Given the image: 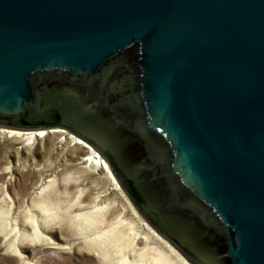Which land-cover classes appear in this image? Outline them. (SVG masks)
<instances>
[{
	"label": "water",
	"instance_id": "water-1",
	"mask_svg": "<svg viewBox=\"0 0 264 264\" xmlns=\"http://www.w3.org/2000/svg\"><path fill=\"white\" fill-rule=\"evenodd\" d=\"M0 126L87 141L193 264H264V0H0Z\"/></svg>",
	"mask_w": 264,
	"mask_h": 264
},
{
	"label": "bare ground",
	"instance_id": "bare-ground-1",
	"mask_svg": "<svg viewBox=\"0 0 264 264\" xmlns=\"http://www.w3.org/2000/svg\"><path fill=\"white\" fill-rule=\"evenodd\" d=\"M0 139L15 160L8 168L23 172L13 195L6 188L12 180L0 174V237L19 261L30 264L23 252L35 245L91 255L99 264H193L143 217L103 155L81 137L60 127L0 126ZM36 177L23 203L27 182ZM102 179L111 188L89 202Z\"/></svg>",
	"mask_w": 264,
	"mask_h": 264
},
{
	"label": "rangeland",
	"instance_id": "rangeland-1",
	"mask_svg": "<svg viewBox=\"0 0 264 264\" xmlns=\"http://www.w3.org/2000/svg\"><path fill=\"white\" fill-rule=\"evenodd\" d=\"M2 145V146H1ZM10 164L13 166L15 160L9 158L6 153V148L3 147V142L0 139V174L4 177V181L13 182V186L8 185L6 188L12 195L14 192H18L19 187H22V173L16 172L13 168H8ZM8 168V170H7ZM88 179L83 181V185H87ZM38 183V177L26 184L27 196L23 199V203H28L30 200L29 195L34 190L32 187H36ZM16 185V186H15ZM18 188V189H17ZM111 188L110 183L105 180H98L97 183L92 185L91 195L89 202L95 200L97 194L104 192ZM125 191V190H124ZM30 193V194H29ZM127 194V193H126ZM128 195V194H127ZM129 196V195H128ZM131 199V198H130ZM133 202V201H132ZM137 208V207H136ZM139 211V210H138ZM23 256L31 260L30 264H99L91 255L79 254V253H61L55 252L51 247H40L35 245L28 246V250L23 252ZM18 257L13 256L7 246L4 244L3 238L0 237V264H25L18 260Z\"/></svg>",
	"mask_w": 264,
	"mask_h": 264
}]
</instances>
